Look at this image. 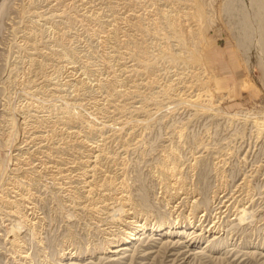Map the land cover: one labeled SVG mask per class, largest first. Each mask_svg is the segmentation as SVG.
Instances as JSON below:
<instances>
[{"label":"rangeland","instance_id":"obj_1","mask_svg":"<svg viewBox=\"0 0 264 264\" xmlns=\"http://www.w3.org/2000/svg\"><path fill=\"white\" fill-rule=\"evenodd\" d=\"M253 2L0 0V264H264Z\"/></svg>","mask_w":264,"mask_h":264},{"label":"bare ground","instance_id":"obj_2","mask_svg":"<svg viewBox=\"0 0 264 264\" xmlns=\"http://www.w3.org/2000/svg\"><path fill=\"white\" fill-rule=\"evenodd\" d=\"M252 5V4H251ZM253 5L254 6H252V7H254V8H251V9H255L257 12H258V14H259V18L258 19H260L262 22H264V0H254V2H253ZM253 11V13H254V10H252ZM231 12V11H230ZM245 14V13H244ZM258 16V15H257ZM244 17H245V15H244ZM247 17V16H246ZM254 18V17H253ZM245 19V18H244ZM259 21V20H258ZM260 21V22H261ZM259 23V22H258ZM244 24V23H243ZM245 25V24H244ZM241 26H243V25H241ZM246 29V28H245ZM243 30H244V28H243ZM247 29L246 30H244V35H245V37L246 38H248V35H247ZM264 32V31H263ZM244 37V38H245ZM244 41H245V39H244ZM89 172V171H88ZM107 195V194H106ZM123 196V195H122ZM121 198V197H120ZM123 203V202H122ZM121 203V204H122ZM108 205V204H107ZM121 206V205H120ZM123 208H125V207H123ZM122 209V208H121ZM121 209L119 208V213L121 212ZM117 212V211H116ZM124 212V211H123ZM127 212V211H126ZM243 212V211H242ZM122 213V212H121ZM125 214V213H124ZM123 215V214H122ZM239 215V214H238ZM131 220V219H130ZM133 221V220H132ZM143 222V221H142ZM127 223V222H126ZM125 226H126V224H125ZM127 227H129L130 228V230H131V232H133L132 234V237L133 238H131V242H127L125 245H124V247H116V248H114L113 249V251H111L110 253L112 254V255H117L118 253H120L121 251H127V246H129V245H132V243L134 242L135 244H136V242H140L141 241V239L143 238L142 236L145 234V229L147 228L146 227V224L143 222V223H141V222H138V221H134V222H129L128 223V226ZM171 226H169V228H170ZM162 227H157L156 229L155 228H152V232L153 231H155V232H162L163 233V231H161L162 229H161ZM159 229V230H158ZM170 229H172V228H170ZM170 229H166L167 231H165V236L166 235H169L170 233H171V231H169ZM176 229H180L179 227H176ZM135 230H140L141 232L142 231H144V232H142V235H139V234H134V231ZM139 233V232H138ZM128 234V233H127ZM164 234V233H163ZM130 235V234H129ZM130 237V236H129ZM14 244V243H13ZM16 245V244H15ZM130 247V246H129ZM185 247V246H184ZM122 253V252H121Z\"/></svg>","mask_w":264,"mask_h":264}]
</instances>
